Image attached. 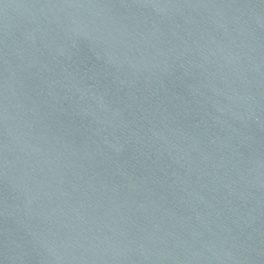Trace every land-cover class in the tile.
<instances>
[{
  "label": "water",
  "instance_id": "95a60500",
  "mask_svg": "<svg viewBox=\"0 0 264 264\" xmlns=\"http://www.w3.org/2000/svg\"><path fill=\"white\" fill-rule=\"evenodd\" d=\"M0 264H264V0H0Z\"/></svg>",
  "mask_w": 264,
  "mask_h": 264
}]
</instances>
